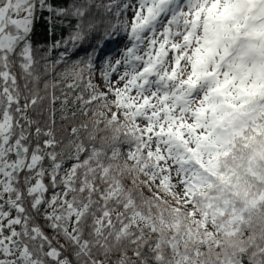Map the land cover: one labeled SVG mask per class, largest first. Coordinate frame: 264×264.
I'll use <instances>...</instances> for the list:
<instances>
[{"label":"snow or ice","instance_id":"1","mask_svg":"<svg viewBox=\"0 0 264 264\" xmlns=\"http://www.w3.org/2000/svg\"><path fill=\"white\" fill-rule=\"evenodd\" d=\"M0 264H264V0H0Z\"/></svg>","mask_w":264,"mask_h":264},{"label":"trees","instance_id":"2","mask_svg":"<svg viewBox=\"0 0 264 264\" xmlns=\"http://www.w3.org/2000/svg\"><path fill=\"white\" fill-rule=\"evenodd\" d=\"M111 47V46H110Z\"/></svg>","mask_w":264,"mask_h":264}]
</instances>
